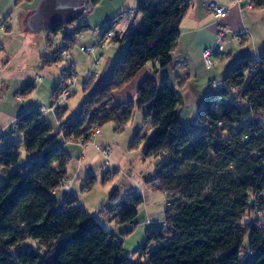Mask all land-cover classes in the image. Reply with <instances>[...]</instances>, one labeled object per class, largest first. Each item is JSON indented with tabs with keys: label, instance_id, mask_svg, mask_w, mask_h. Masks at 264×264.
<instances>
[{
	"label": "trees",
	"instance_id": "obj_1",
	"mask_svg": "<svg viewBox=\"0 0 264 264\" xmlns=\"http://www.w3.org/2000/svg\"><path fill=\"white\" fill-rule=\"evenodd\" d=\"M137 2L140 19L127 35L125 53L105 80L91 78L82 84L79 89L87 95L74 121L62 123L58 108L59 127L52 135L38 109L16 117L20 138L4 141L0 148V166L9 172L0 183V264H264V198L259 196L264 190V51L257 66L252 55L232 64L222 86L205 99L195 127L181 124L178 91L169 79L159 84L154 76H146L135 99L113 105L118 91L150 61H158L160 68L173 61L181 21L190 7V0ZM250 2L264 6V0ZM111 23L105 31L112 30ZM65 27H49V32L58 35ZM84 28L88 26L77 31ZM69 38H63L65 48L71 46ZM23 86L21 95L36 88L31 81ZM135 108L143 110L153 132L147 139L137 131L134 143L146 140L145 157L161 158L146 183L164 192L167 207L163 227L147 230L145 243L132 259L114 232L106 231L79 204L78 196L67 192L60 204L56 194L68 177L72 155L56 139H83L87 144L91 126L110 121L123 125ZM22 151L39 152L40 158L18 168ZM116 174L104 171L101 182ZM96 182L89 175L83 190ZM110 194L109 204L121 207L120 222L134 226L142 194L133 190L122 200L118 189Z\"/></svg>",
	"mask_w": 264,
	"mask_h": 264
},
{
	"label": "rangeland",
	"instance_id": "obj_2",
	"mask_svg": "<svg viewBox=\"0 0 264 264\" xmlns=\"http://www.w3.org/2000/svg\"><path fill=\"white\" fill-rule=\"evenodd\" d=\"M39 1L40 0H19L18 2L17 0H0V61L9 64L8 67H14L16 64L15 69L17 72L18 69L19 71L22 69V63H25L23 67L24 72L30 71L29 73H31L32 76L34 74V76L40 75L43 77V83L37 82L38 77L35 79L33 78L36 88L32 92L22 95V97L26 100L27 111L38 109L42 112L43 118H45L50 125L52 135H54L57 133V128L59 127V119L55 117L56 110L60 108V113H63L62 123H71L76 118L80 109V104L87 94H83L82 90L78 89L76 93L73 94V97L62 102L56 101V95L52 96L53 90L58 87V85H61L60 82L63 80L62 74L64 69L68 66L69 60L62 58L61 56L59 57L56 52L55 57L58 60L51 61L52 63L47 66L45 65L44 58L53 56L56 48L60 47V45L64 47V44L67 41L58 43L53 37H49L48 44L51 48L45 49L47 51L46 53H41L43 50L40 49L42 48V45H45L43 44V42H45L43 40V34L46 32L49 33V29L30 31L25 26L28 13L36 10ZM125 1L128 2V6H126L125 11H122V9H120L122 5L121 3ZM102 3L101 9H99L98 12H96L97 10H94L93 12L94 17L92 20L95 23L92 24V28L88 31L84 30L81 32V41H83L84 45H95L104 34L107 26L106 24L103 25L100 23L103 19V15L104 17L109 16L111 20L116 16L122 20H126L129 17L127 14V8L133 10L135 13L138 5L137 0L135 4L130 0H103ZM119 5L120 8H118ZM91 13L82 15L80 19L66 26L65 28L68 33H72V29H74L76 32L75 34H78L79 32L77 30L79 29V26L85 24L84 19L90 20ZM139 15L140 14L137 13V18ZM98 21L99 23H97ZM118 22L119 21H115L113 24L115 28H118ZM62 34V32H59L56 39L62 40ZM122 34L123 32L118 33V38L120 36L122 37ZM75 38H77V36H75ZM80 38L78 37L77 40ZM118 38L116 37L115 40H118ZM239 39L241 38H237V40ZM115 42L116 41H114L103 55L104 58L109 54L113 55L115 57L114 59H116L114 63H116L118 58L125 53L128 37L122 39V41ZM222 43L223 42H221V44ZM197 44L200 45V42ZM195 45L196 44H194V47ZM201 45H203V43ZM218 45H220V41L217 46ZM247 47L248 44H240L235 40H229L227 46H225L226 54H214L211 56V68H206L204 63L201 65L195 64V66H192L191 68L188 61L181 57L178 62L179 68L175 67V63L173 62L167 67L161 69L154 63V61H150L146 66V69H149L148 75L154 76L159 84L162 83V79L166 78V76L171 79L172 87H175L178 91L179 102L177 110L180 122L185 127H195V121L197 120L199 111L202 109L208 94L213 89L209 83L223 80L232 64L238 61L240 57L248 55L246 52ZM66 49L71 52L70 61L74 64V70L78 74L79 83L83 84L84 77H80V75L83 73L86 75L91 64L86 71L82 70L77 58L74 56V53L79 51L77 47L69 46V48ZM229 53L232 55H228ZM81 55L84 57L88 56L86 53H82ZM34 62L38 63L35 64ZM102 63L100 65H102ZM99 67L96 69L97 75L91 77L92 79L97 78V82H101L106 78L102 77L101 74V77L98 78V73H100ZM157 69H160V71L154 75L152 72ZM175 76H178V78ZM20 83L19 88H17L20 89L19 92H21L24 87L20 86ZM130 86L131 85L126 88L127 90H124L125 92H119L115 95V99L112 102L113 105L118 104V102L129 100V98L135 99V95L133 96L132 93L129 92ZM0 105H3V103H0ZM51 106L54 107V110H50ZM65 109L66 111H64ZM87 126L88 124L86 127ZM91 127L89 131L90 133L95 129V127ZM137 131H139V136L141 138L145 136L147 139H150L152 137V125H150L149 121H145L143 110L140 111L135 108L132 117L128 122L123 125H117L112 121L104 124L100 127V133L96 137L91 136L90 142H88L85 147L76 142L63 143L60 138L56 139L57 144L72 151V154L70 152L72 156L67 171V174L69 175L67 178L69 179V177H71V179H69L65 185L67 184L69 186V184L72 183V177L74 178L73 194L78 196L80 204L86 208L90 215L95 217L102 224L106 231L114 232L116 237L122 242L124 249L130 252L132 259L137 256L135 253L136 248L145 243L147 230H157L158 228L163 227L165 216L164 211L167 207L166 195L164 192H161L160 190L155 189L151 184L149 185L146 183V180L154 176L155 166L161 161V158L145 157L144 151L147 141L142 140L140 143L135 144L134 135ZM20 136V132L16 131L15 126H13L10 130H7L6 136H0V144H2V146L4 145L1 142V140H3L1 138L6 137L5 142H7L16 141ZM107 147L111 149V154L109 158L110 162L105 165L106 161L102 156L101 149ZM86 148L87 154L84 155V160H86V162L92 158L97 160L92 168V173L95 175V178H97V182L88 191L83 190L84 183L89 175V172H85L87 167L86 162L82 164V166L79 164L80 162H78L83 158V149ZM21 153L22 156L16 166L18 168L31 166L32 163L38 161L40 158L39 152L31 155H27L23 151ZM21 171L24 173L25 168H22ZM104 171H116L117 174L110 179L109 182L102 183L101 173ZM0 173L6 177L9 172L4 171L0 167ZM4 179H1L0 177V183L3 182ZM115 188L118 189L119 194H121V200L127 195V193H130L133 190L141 193L143 196V202L138 208L137 217L132 221L134 224V226L131 227L134 228L132 231H130V223L120 222L121 207L117 206V203L109 204L110 193ZM62 195V191L57 192L56 194V197L60 200V204L63 200ZM106 216H112V221H107ZM249 254L251 253H248V255ZM142 260L146 261L145 259Z\"/></svg>",
	"mask_w": 264,
	"mask_h": 264
},
{
	"label": "crops",
	"instance_id": "obj_3",
	"mask_svg": "<svg viewBox=\"0 0 264 264\" xmlns=\"http://www.w3.org/2000/svg\"><path fill=\"white\" fill-rule=\"evenodd\" d=\"M130 1L133 2L134 4L136 2V0H130ZM213 1L217 2L219 5L223 6L227 10L226 16L222 18L215 17L209 10L206 9L205 0H190V7L187 10L188 12L185 14V16L182 18V21H181L182 23L180 25L179 39L177 40L175 49L172 51L173 61L171 63L174 62L175 67L179 68L178 62L180 61L181 57L185 58L188 61V64L190 65L191 68L192 66H195V64L196 65L203 64L204 63L203 55H202L203 51L209 48H215L217 44L219 43V41H220V44L221 42H223L222 43L223 45L226 44L225 46H227L229 40H235L237 43H240V44H245V45L248 44L246 52L250 56L251 55L259 56L262 53V50H264V6L260 8L255 7L250 2V0L248 1V4L246 5L239 4L238 6L234 3V0H213ZM102 2L103 0H99V2L94 5L92 13L90 14L91 15L90 20L84 19L85 24H82V25L88 26V28H84L81 31H78L79 32L78 34H75L76 32L74 29H72L73 30L72 33L71 32L68 33L66 28H64L61 31L63 33L62 34L63 36L61 38L62 40L60 39L58 40L56 39L57 35H53L51 34V32L44 33L43 40L45 42H43V44L45 45H42V48L40 50H43V51H41V53H46L47 51L45 49L51 48L49 47V44H48L49 37H53V39L58 43L64 41L63 39L64 36L70 37L69 39L71 41V47L75 46L79 50L74 53V56L77 58L80 68L86 71L89 65L91 64V62L93 61L92 59L94 58V54H87L88 55L87 57H84L83 55H81L82 53H84V52H81L79 49L80 46L84 45L83 41H81L82 40L81 32H83L84 30L88 31L92 28V24L95 23L92 20L94 17L93 12L94 10H97L96 12H98L99 9H101L102 4H103ZM127 3H128L127 1L122 2L121 8H120V5L118 6V8L122 9V11H125L126 6H128ZM127 10H131V9L127 8ZM131 11L134 12L133 10ZM102 18L103 19L102 21H100V23H102L103 25L104 24L107 25L112 22L111 23L112 31L116 33L115 35L117 38H118L117 34L120 32H123L122 37L120 36L118 40H116L117 42V41H122V39L128 37L127 35L131 32V30L135 26H137V22L140 19V15L137 18V14L135 13L133 16H129L126 20L124 19L122 20L121 18H118V16H116L112 20L110 19L109 16L104 17L103 15ZM115 21H119L118 28H115L113 25ZM97 23H99V21ZM81 26H79V28ZM241 31H246L247 34L244 36H241V39L237 40L238 38L237 35H239V32ZM75 36H77V38L78 37L80 38L81 36V38L77 40ZM102 36L100 37L99 41L95 43V45L101 42L103 38ZM199 42H200V45L202 43L203 45L201 46L198 45L197 43ZM194 44H196L195 47H194ZM56 51H54L53 56L49 58H44V62L46 63L45 65L49 66V64L52 63L51 61L58 60L55 57ZM228 55H232V54L229 53ZM114 58L115 57L113 55L109 54L103 59V63L99 67L100 73H98V78H100L101 76L106 77V75L109 74L110 72L109 70L115 64L114 62L116 59ZM34 63L37 64L38 62H34ZM154 63L159 66L158 61H154ZM8 65L9 64H5V62L2 63L0 61V103H3V105H0V132H1L0 136L1 137L6 136L7 130H10L13 126H15L16 121H17L16 117L18 116V114L28 110L27 105H26L27 103L25 102L26 101L25 98H23L22 95L20 94L19 92L20 89H17L19 88V83L21 82L20 86H23L25 83H27V81H31L34 83L33 78L35 79L37 77H38L37 78L38 83L39 82L43 83L44 81L43 77L40 75L34 76L33 74L34 76L33 77L31 73H29L30 71L24 72L23 67L25 63H22L21 65L22 69H20V71L18 69V72L15 69L16 64L14 67H8ZM146 66L142 68V70H140L139 73L134 77V79H132V81L129 83V85H131L129 87V92H131L133 96L135 95V97H136L135 90L137 86L139 85L141 79L146 76H149L148 75L149 69H146ZM165 67H162V68H165ZM159 71L160 69H157L152 73L156 75L157 73H159ZM83 75L85 74L83 73L82 75H80V77H84ZM39 78L41 80H39ZM176 78H178V76ZM165 79H169V78L166 76V78H163L162 80L164 81ZM169 81L171 83V79H169ZM126 88H124L121 91H118V93L125 92L124 90H127ZM129 99H132V98H129ZM42 117H43V114H42ZM1 139H3L1 140V142L3 143L6 137L1 138ZM3 146L2 144H0V148H2ZM94 146L97 147L96 145ZM83 150H84L82 153L83 158L80 161H78L80 162L79 164H81V166L82 164L86 162V160H84V155L87 154V148ZM70 152L72 154V151ZM95 160L96 159L92 158V159L87 160L86 162L87 167L85 169V172L86 173L89 172V175L95 176L92 173V168L95 162H97V160L96 161ZM0 177L1 179H4L5 176L1 175L0 173ZM69 179H71V177H69ZM72 179H73L72 183L69 184L68 190H63V189L58 190V192L62 191L63 198L65 197L67 192L73 193L74 178L72 177ZM79 204H80V201H79ZM112 216H106L107 221H112L113 219Z\"/></svg>",
	"mask_w": 264,
	"mask_h": 264
},
{
	"label": "built area",
	"instance_id": "obj_4",
	"mask_svg": "<svg viewBox=\"0 0 264 264\" xmlns=\"http://www.w3.org/2000/svg\"><path fill=\"white\" fill-rule=\"evenodd\" d=\"M206 1V9L209 10L215 17H219L222 18L224 16L227 15V10L219 5L217 2H214L213 0H205ZM249 0H234V3L238 6L239 4H248ZM127 14L130 16H133L135 13L132 12L131 10L127 11ZM116 33H114L112 30L111 31H105L104 35L102 36V40L100 43H98L97 45H93V46H87V45H82L79 47L81 52H84L86 54H94V58L92 59L93 61L91 62L90 68L87 71V74L84 76V82H86L87 80H89L91 77L97 75V71L96 69L99 67V65L102 63L103 61V55L105 53V51L107 49H109V47L114 43L115 40V35ZM247 32L246 31H241L239 32L238 38L241 36L246 35ZM56 52L58 53L59 57L61 56L62 58H65L68 61V66L64 69L63 74H62V79L60 82V86L59 89L56 93V101L58 102H62L65 100H68L69 98L73 97V94L76 93V91L82 86L81 83H79L78 81V74L77 72H75L74 70V65L73 62L70 61L71 60V52L70 50L62 47L60 45V47L56 48ZM226 48L223 44L218 45L216 48H209L206 49L205 51H203L202 55H203V61H204V65L206 66V68H211L212 67V62H211V56H213L214 54H226ZM254 62L256 64V66L259 63V58L258 56H253ZM254 69V66H252L250 68V72H252ZM39 80H41L39 78ZM83 82V83H84ZM209 85L211 86V88L213 89H219L220 86H222L221 81L219 82H210ZM50 110H54V107L51 106ZM198 124V123H197ZM262 133L264 134V126L261 129ZM100 133V127H95V129H93L92 131V137H96L98 134ZM245 139H247V136H244ZM87 142V141H86ZM86 142L83 139L79 140V143L81 146H85ZM101 153L102 156L104 157V160L106 161L105 164H108L109 158H110V154H111V149L110 148H103L101 149ZM69 181L68 178H65V180L62 183L61 189L63 190H68L69 186L65 183ZM259 196H261L262 198H264V190L259 192ZM264 213V212H263ZM133 225L130 224V227H132Z\"/></svg>",
	"mask_w": 264,
	"mask_h": 264
},
{
	"label": "water",
	"instance_id": "obj_5",
	"mask_svg": "<svg viewBox=\"0 0 264 264\" xmlns=\"http://www.w3.org/2000/svg\"><path fill=\"white\" fill-rule=\"evenodd\" d=\"M93 7L92 0H40L36 10L28 13L25 26L30 31L68 26L91 13Z\"/></svg>",
	"mask_w": 264,
	"mask_h": 264
}]
</instances>
